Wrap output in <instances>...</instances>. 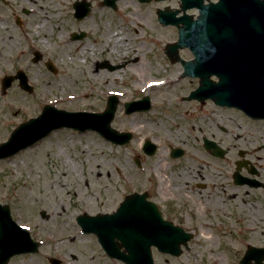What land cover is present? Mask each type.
Wrapping results in <instances>:
<instances>
[{
	"label": "rangeland",
	"instance_id": "obj_1",
	"mask_svg": "<svg viewBox=\"0 0 264 264\" xmlns=\"http://www.w3.org/2000/svg\"><path fill=\"white\" fill-rule=\"evenodd\" d=\"M165 6L178 8V2L158 3L153 0L146 5H138L136 0L121 2L119 15L112 18L114 21L111 26L123 38L119 43L127 42L130 45L132 50L127 55L125 48L115 45V41H111L110 49L102 41V52L62 53L60 49L53 47L52 42L57 40L50 31L34 32L29 40H32L35 49L44 52V59L54 57L56 74L48 71L43 64H31L28 55H21L22 68L10 66L8 61L16 56L11 51L21 48L24 50L29 45L24 43L22 35H14L12 29H4L0 24V46L5 47V52L0 57V65L4 64L3 58L8 63L4 65L6 67L0 66V143L20 123L39 115L46 104L70 111H93L99 108L102 111L108 95L114 91L122 92L123 96L120 95L111 125L118 131L135 133L132 142L117 146L106 142L95 132L86 131L81 134L62 129L17 155L0 161V203L10 207L12 218L29 230L34 240L45 241V246L38 255L14 257L10 264H49L47 257L59 253L61 256L67 253L64 264L71 261L68 254L77 256L78 260L74 264H113L105 259L92 237L80 233L76 217L82 213L93 215L114 210L128 190L127 178L132 177L137 187L142 188L141 179L138 178L144 179L159 172L167 179L171 178L170 171L175 169L197 173V168L201 167L199 173L208 174L217 185L212 192L216 198L220 185L226 188V192L232 191L230 176L236 170V162L241 160L238 153L243 149L246 152L244 158H248L249 163L253 158L259 159L260 164L256 167L261 169V180L264 182V150L255 151L256 147L264 143V124H253L245 120L244 130L233 129L234 135L237 131L243 137L242 140L235 141L234 135L223 134L214 126L205 127L201 121H204L205 113L209 109H202L193 102L181 100V96L197 87L198 81L182 78V67L171 64L163 54L161 46L172 37L173 29L161 28L155 12L157 8ZM123 9L126 10L124 15L120 14ZM188 13L192 14V11ZM4 24L10 27L9 24ZM135 28L143 29L141 40L136 37ZM9 34L15 36L12 37L16 38V43L10 41ZM49 43L51 53L47 54ZM30 48L34 50L33 47ZM107 55H110L112 64L121 65L119 70L110 71L96 67L95 61ZM136 55L140 62H147L148 70L145 75H142L136 64L126 65ZM18 70H22L28 77V83L32 84L31 93L23 91L17 81L2 91L1 78L14 75ZM156 71L168 79L167 92L163 87L148 89L142 86V82L137 83L138 80L144 81L157 76ZM138 75L141 77L138 78ZM46 82L55 83L59 87L57 90L46 87ZM144 93L151 97L152 109L147 113L126 115L123 104L140 98L138 94ZM16 96L23 101L24 111L19 103L14 102ZM200 128L206 132L213 131V138L216 140L222 138L229 143L237 142L238 148H232L223 160L212 158L194 140L197 135L203 134L198 131ZM145 137L154 141L155 137L159 138L156 141L160 145L159 151L151 159L144 157L141 150ZM174 142L186 144L187 158L180 161L169 158L166 148ZM136 156L148 163L146 165L151 167L150 174L145 170H137L133 162ZM162 160H165V164L160 165ZM177 166L182 169L174 168ZM240 172L246 173L244 169ZM233 192L238 194V199L221 200L222 206L226 207L224 228L220 233L212 229L211 235L225 237V240L229 237L227 242L235 246L237 241L231 238L239 236L237 231L241 229L244 234L240 233V236H245L246 242L264 246L263 224L257 223L259 230L256 234L244 231L245 213H250L257 219L264 215V190L249 191V195L245 196L242 191ZM253 197L258 204L254 203ZM240 200L245 201L244 208L239 207L236 210ZM41 211L47 214V219L40 216ZM53 247L59 250H53ZM191 247L197 248V252H203L202 245L192 244Z\"/></svg>",
	"mask_w": 264,
	"mask_h": 264
},
{
	"label": "flooded vegetation",
	"instance_id": "obj_2",
	"mask_svg": "<svg viewBox=\"0 0 264 264\" xmlns=\"http://www.w3.org/2000/svg\"><path fill=\"white\" fill-rule=\"evenodd\" d=\"M120 9L121 4L119 5L118 0H115L114 6L103 4V0H0V24L4 29H12L14 35H22V38L25 39L24 43L30 47L33 46L29 44L30 40H28V37L33 36L34 32L48 33V31H50V33L54 35L55 40H58L52 42L53 47H57L61 50L59 44L68 48L69 45H71L72 50H70L73 52H81V50H83V52L89 51L93 54L97 50H101L102 52V41H104L105 46L110 49L109 46L111 41L114 42V40L107 39L109 36L108 32L115 33L111 26L114 21L112 18H117ZM120 14H126V10L123 9ZM105 17H108V19L106 20ZM4 23L9 24L10 27ZM40 23L43 24L42 27L39 26ZM134 31L137 38H140V36L142 37L143 29L139 30L137 28L134 29ZM172 32V37L164 42L165 45L177 41V30L173 28ZM14 35L9 34L8 36L10 38ZM13 40L16 43V38H13ZM164 43L161 48L165 55ZM29 46L24 48V51H22V48L12 50L11 52L15 53L16 56H13L11 60L8 61L11 63L9 65L20 68L23 62L21 55H28L29 62L33 64L30 53L34 50H31ZM50 46L49 43L47 47L48 54L51 53ZM140 47L141 46H139V48ZM142 47H144L143 44ZM3 52H5V47L2 45V47L0 46V57L4 54ZM174 54H178V56L185 61L191 60L192 58L191 52L188 49L178 48L177 52L174 51ZM52 59L54 60V57H52ZM2 61L4 64L0 66L8 64L4 58ZM95 62L97 64L96 67L112 64L110 55L102 57ZM41 63H44V61H41ZM184 98L185 97H181V100L193 102L202 109H209V112L205 113L206 117L204 121L201 122L205 124V127L214 126L221 133L226 135H234L233 129L241 130L238 128H242V130H244L245 120L253 124H264V121L249 119L238 110L218 107L210 100L198 102L197 100H184ZM198 131L203 134L201 136L197 135L194 140L200 145L201 150L210 156H212L211 151H208L205 147L207 142H215L220 147L224 148L226 155H228L232 151V148H238V143L235 141L239 139L242 140L243 138L241 135H238L236 131V137L234 135L235 141L229 143L222 138H217V140L213 138V131L206 132L203 128H200ZM155 139L159 141V138L155 137ZM185 146L186 144L180 142H174V146L169 145V147L166 148L169 158L174 161L187 158L188 152ZM172 147L181 149L182 153L172 158ZM262 150H264V144L255 148V151ZM158 151L159 147L153 156L143 155L151 159ZM242 151L245 152L243 149ZM251 162L255 168V174L249 175V177L255 179L256 184L260 183L259 186H261V169L256 167L260 164V161L258 158H253ZM146 163V161H142L139 157V165L135 166L140 172L145 170L150 174L149 171L151 167L146 165ZM161 164H165V160H162V162H160V165ZM174 168L182 169L181 166ZM200 169L201 167L197 168V173L186 170L181 172L175 169L170 171L171 178L167 179L159 172L158 174L154 173L153 176L150 174L147 178H138V180L141 179L142 188L137 187L132 177L131 179L127 178L129 184L125 195L136 193L143 196V202L145 204L150 203V206H147L148 213L153 209L155 212L159 213V218L161 219L159 222L162 227L152 232L153 236L145 237V239L148 241L158 240L160 242H182L185 240V243L179 248L178 256H173L162 252L156 247H151L150 251L155 264H241V260L245 255L246 241L245 236H240V233H243V231L238 229L237 234H239V236L237 235L231 238L233 241H237V244L231 246L227 242V240L230 239L229 237L225 240V237L212 236L211 230L214 229L220 233V230L224 228L226 207L222 206L221 200L228 199L233 201L238 199V194L233 192V190L237 192L242 191L245 196L249 195V191L259 192L264 189L248 184H236L232 174L230 176L232 191L228 193L226 192V188L220 185L219 193L216 195V198H214V193L212 192L217 185L211 181L208 174L199 173ZM253 199L254 203L258 204V202L255 201L256 198L253 197ZM238 203L239 206L236 210L239 207L244 208V200H240ZM152 204L154 206H152ZM165 223H169L170 226H167ZM174 228L182 229L183 232L178 233ZM184 233L185 235H183ZM71 241H74V239ZM192 244L202 245L203 252H197V248L191 247ZM98 248L101 250L99 245ZM53 249L59 250L57 247H53ZM121 251L124 252V248H122ZM63 254L66 256L67 253ZM68 255L72 261L78 260L77 256L74 254ZM249 264H255V261L251 260ZM262 264H264V260Z\"/></svg>",
	"mask_w": 264,
	"mask_h": 264
},
{
	"label": "water",
	"instance_id": "obj_3",
	"mask_svg": "<svg viewBox=\"0 0 264 264\" xmlns=\"http://www.w3.org/2000/svg\"><path fill=\"white\" fill-rule=\"evenodd\" d=\"M194 6L199 8L200 17L196 22L187 24L181 34V45L190 46L196 57L191 65H185L186 71L189 75L202 78V86L192 96L210 97L217 103L239 107L252 116L264 117V0H219L207 6L198 1ZM211 75L219 78L217 84L208 81ZM19 78L22 88L27 89L25 76L19 73ZM13 79L7 77L3 88L9 87ZM116 104V99H109L102 114L67 113L46 107L38 118L21 124L9 140L0 145V160L33 145L61 127H73L79 131L97 130L107 139L124 144L131 135L117 133L109 126ZM131 111L127 110L128 113ZM128 199L111 217L84 215L78 218L84 231L99 237L109 255H114L110 242L114 235L120 239L132 237L129 232L117 228L122 222L130 224L127 228L131 231L138 230L136 226V229L132 228L129 217L124 215L133 210L129 206L133 204H128ZM37 245L26 231L12 221L9 207L0 205V264H7L15 254L35 253ZM256 251L259 250L252 249L250 253ZM124 261L152 264L148 254L141 259Z\"/></svg>",
	"mask_w": 264,
	"mask_h": 264
},
{
	"label": "bare ground",
	"instance_id": "obj_4",
	"mask_svg": "<svg viewBox=\"0 0 264 264\" xmlns=\"http://www.w3.org/2000/svg\"><path fill=\"white\" fill-rule=\"evenodd\" d=\"M42 23L39 24L40 27H42ZM118 31L113 33V32H108V37L107 39L108 40H114L115 41V45L118 44L119 47H122V48H125V55L129 54L132 50L130 45L127 43V42H122V43H119L122 41V37H120L118 35ZM14 37H10L9 39L11 41H14L13 40ZM60 47H61V51L62 53H66L68 51H71L72 48H71V45H69V48L66 47V46H62L61 44H59ZM71 49V50H70ZM138 49V48H137ZM83 53V50H81V52L79 54H82ZM134 55V54H133ZM131 62V65L132 64H136L139 69H140V72L142 73V75H145L147 73V70H148V65H147V62L146 61H141L140 62V59L138 58V56H134L132 57V59L130 60ZM140 62V63H139ZM139 63V64H138ZM3 67V66H2ZM155 77H152L151 79H146L144 80V84L146 85L148 82L151 83L149 86V88H153V89H161L162 87L165 88L166 92L168 91L167 90V86H166V83H163V82H159L158 80L161 78V75H159V72H155ZM139 77H141V75H139ZM46 87H49V88H53L55 90H57V88L59 87V85L57 86L55 83H49V82H46ZM16 101V103H19L21 105V108H22V111L25 110L24 108V103L23 101L21 100L20 97L16 96V98L14 99V102ZM248 208V207H247ZM249 209V208H248ZM244 218H245V227L248 229V230H251V231H254L255 234L258 232L259 230V226L257 225V223H259L260 225L263 224L264 225V215H260L259 218L257 219V217H254L253 215H251L250 213H245L244 214Z\"/></svg>",
	"mask_w": 264,
	"mask_h": 264
}]
</instances>
